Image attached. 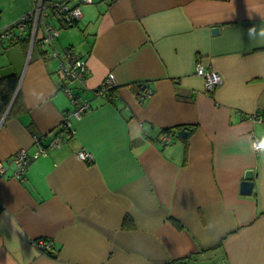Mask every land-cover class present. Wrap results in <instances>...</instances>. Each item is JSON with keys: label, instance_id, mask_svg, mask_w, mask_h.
<instances>
[{"label": "crops", "instance_id": "0c3cea01", "mask_svg": "<svg viewBox=\"0 0 264 264\" xmlns=\"http://www.w3.org/2000/svg\"><path fill=\"white\" fill-rule=\"evenodd\" d=\"M68 2L83 15L59 19L55 43L43 42L44 24L29 48L0 41V76L19 75L18 104L0 118V264H264V155L251 148L264 131V37L248 35L264 27V0ZM55 45L88 59L84 87L71 86L91 107L54 148L76 109ZM198 61L224 78L211 95ZM110 72L117 85L101 96ZM176 126L193 131L158 140ZM34 133L48 153L16 177L10 158L35 153Z\"/></svg>", "mask_w": 264, "mask_h": 264}, {"label": "built area", "instance_id": "2783aa9c", "mask_svg": "<svg viewBox=\"0 0 264 264\" xmlns=\"http://www.w3.org/2000/svg\"><path fill=\"white\" fill-rule=\"evenodd\" d=\"M37 1V5L35 9L31 13H26L25 16L21 18V20L17 23L18 30L15 28V25L11 28H6L0 31V41L11 42L15 39L18 35H24L29 29L31 37V46L34 45L36 40L38 39L37 31L39 28V22L44 17L50 15V13H54L58 15L60 18L66 19V23L78 21L82 18V11L80 9L79 4L70 5L68 1L61 0V1H49L47 0H35ZM95 0H80V3H94ZM71 24V23H70ZM45 25V32L43 34V42L44 43H55L56 40L60 37L61 29L52 23L44 22ZM51 49V55L59 60V67L58 73L62 75V84L71 97L73 103L75 104V110L69 112L63 122V129L66 130L72 128V122L70 121V117H81L85 113L90 110L91 102L87 99H81L80 95L73 92V87L71 84L79 83L84 87V82L87 79L88 74V59L80 56L75 52L73 48H59L56 45L53 46ZM196 73L197 75L202 76L205 79V91L208 94L215 93L216 89L223 84L224 78L222 75L215 71L214 69H208L204 66L200 61L196 65ZM117 85L116 76L114 72H110L105 76V78L101 81V85L97 89V93L99 95L108 96V94L115 88ZM63 88V87H62ZM151 90L144 89L140 94V97L143 99L146 96H149ZM34 141L38 144V149L35 151L34 154L30 155L29 151L26 148H22L17 152V154L13 155L10 159L12 160V164L16 166L15 168V176L19 178H24L27 173V168L32 160L31 158H38L44 155H47L49 146L54 147L60 146L65 138H67L66 133L58 132L53 134V140L50 145H42L41 138L38 134L34 133ZM173 139L172 134H164L161 137V141L164 143H171ZM78 157L81 159L87 160L92 162L94 156L87 151L80 150L78 152ZM7 173V168L5 165L0 162V178H2ZM36 244L38 245L41 252L43 251H54V243L50 240L46 239H39L37 240Z\"/></svg>", "mask_w": 264, "mask_h": 264}, {"label": "trees", "instance_id": "16d2710c", "mask_svg": "<svg viewBox=\"0 0 264 264\" xmlns=\"http://www.w3.org/2000/svg\"><path fill=\"white\" fill-rule=\"evenodd\" d=\"M68 1V0H67ZM51 15H55V16H57V18H58V20L60 19L62 22H63V24H65V25H67V26H74L75 24H77L76 22L77 21H72V22H70V23H66L65 21H66V19H63V18H60L58 15H56V14H54V13H50V15H48V16H46V17H44V18H46V19H48V18H50V16ZM43 18V19H44ZM43 19H41V21L43 20ZM65 20V21H64ZM40 21V22H41ZM39 22V23H40ZM44 22H46L45 20H44ZM47 23H49V22H47ZM50 23H52V24H54L53 22H50ZM49 23V24H50ZM41 24V23H40ZM39 24V25H40ZM13 27V26H12ZM30 36H29V34L26 36V37H24V35H18L17 37H15V39L14 40H12L11 41V44H15V42H21V43H23L24 44V46L25 47H27L28 46V48H29V43L31 42V40H30ZM10 42V41H9ZM67 48H73V47H71V46H69V47H67ZM74 50H75V48H73ZM75 52H77V50H75ZM77 54H79L78 52H77ZM80 55V54H79ZM81 56V55H80ZM82 57H84V56H82ZM85 58V57H84ZM89 68H88V74H87V76L89 75ZM88 78V77H87ZM87 80V79H86ZM85 80V81H86ZM18 84H19V75L18 74H9V75H4V76H0V118L1 117H3L4 115H5V113L7 112V110H8V108H9V106L11 105V103H12V101H13V97H14V95L16 94V92H17V90H18ZM136 85H138L137 87L139 88V89H141L142 87H143V84H141V83H138V84H136ZM114 90V89H113ZM112 90V91H113ZM111 93V92H110ZM17 97H18V94H17ZM15 98L16 100H15V102H14V104L12 105V107L10 108V112H12V110L15 108V106H17V104H18V98ZM9 112V113H10ZM181 129V127H179V126H176V130L175 129H168V128H166V129H164V131L162 132V135L160 136V137H158V140L159 141H161V137L164 135V134H172V135H178L177 133H178V131ZM65 128L64 129H62V130H60V132H65ZM69 131V130H68ZM68 131L66 130V133H67V135H68ZM163 143H164V141H162ZM165 144V143H164ZM43 254H45V255H53V253L51 252V251H48V252H46V251H43L42 252Z\"/></svg>", "mask_w": 264, "mask_h": 264}, {"label": "rangeland", "instance_id": "374dc122", "mask_svg": "<svg viewBox=\"0 0 264 264\" xmlns=\"http://www.w3.org/2000/svg\"><path fill=\"white\" fill-rule=\"evenodd\" d=\"M49 1L50 0H47V2ZM36 5L37 1L35 0H0V31L6 28H11L14 25L15 28L18 30V27L16 26L17 23L21 20L23 16H25L26 13H31L35 9ZM44 20L49 23L53 22L56 25H60L57 16L51 15L50 18H44L40 22V33H42V29L44 27ZM1 44L3 43L0 42V68L3 65V61L6 59V56L3 55L2 51L3 46H5V44H3L2 46ZM177 137L178 135L173 137V142L175 139H177Z\"/></svg>", "mask_w": 264, "mask_h": 264}, {"label": "water", "instance_id": "95a60500", "mask_svg": "<svg viewBox=\"0 0 264 264\" xmlns=\"http://www.w3.org/2000/svg\"><path fill=\"white\" fill-rule=\"evenodd\" d=\"M213 32L214 33H219L220 32V29L218 27H213L212 28ZM19 90V89H18ZM18 93V91H17ZM17 93L15 94L14 98H13V101L11 103V105L9 106L7 112L5 113V116L10 112V108L12 107V105L14 104L15 102V98L17 96ZM193 131V128H191L190 126H184V127H181V129L178 131V136L181 137V138H187ZM246 179L242 182V192L245 193V194H251L252 193V190H253V184H254V181H253V170L251 171H247L246 173Z\"/></svg>", "mask_w": 264, "mask_h": 264}, {"label": "clouds", "instance_id": "9594fccd", "mask_svg": "<svg viewBox=\"0 0 264 264\" xmlns=\"http://www.w3.org/2000/svg\"><path fill=\"white\" fill-rule=\"evenodd\" d=\"M248 35L250 40L264 37V27H259V29H257L256 26H253L248 30ZM251 148L264 155V131H261L258 134L257 139L251 142Z\"/></svg>", "mask_w": 264, "mask_h": 264}]
</instances>
